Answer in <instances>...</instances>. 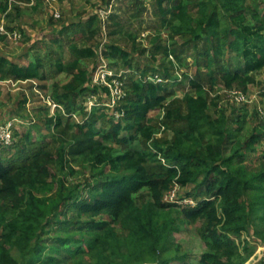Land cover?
<instances>
[{
	"label": "trees",
	"instance_id": "1",
	"mask_svg": "<svg viewBox=\"0 0 264 264\" xmlns=\"http://www.w3.org/2000/svg\"><path fill=\"white\" fill-rule=\"evenodd\" d=\"M164 1L159 4L161 26L169 29L171 43L166 46L154 41L155 53L172 55L179 65L188 56L195 60V75L186 74L191 90L182 100L165 105L167 94L160 88L168 87L166 83L131 79V91L120 107L125 120L99 132L95 126L106 116L105 107L95 106L89 113L83 109L81 122L70 115L81 94L98 91L92 85V72L82 64L96 56L94 47L72 43L73 58L56 62L57 70L71 78L64 84L54 83L51 93L69 118L64 120L61 113L49 118L52 132L48 142L32 141L25 134L13 158L6 157L7 148L0 145V229L4 231L0 264H22L12 255L14 247L28 258L26 264H144L150 260L193 264L187 254L161 257L171 233L178 230V218L160 215L180 206L164 199L176 183L182 189L193 184L199 188L196 195L189 190L185 193L197 202L195 206L176 210L192 222H203L200 236L207 250L198 264H247L234 236L247 231L251 222L264 223V165L251 175L233 162L245 161V150L264 138V130L245 141L236 138L232 155L226 157L223 146L236 133L226 111L217 117L210 113L206 83L211 88L223 84V88L237 87L244 92L257 82L252 72L264 68V14L253 13L255 24H251L247 12L252 0H171L167 6ZM7 8L6 3L2 9ZM101 20L98 12L87 27L94 32ZM230 51L244 59V65L233 67L227 58ZM111 53L128 56L118 45L111 46ZM141 72L145 75L147 71ZM45 77L41 58L21 65L0 55L3 80ZM165 77L171 78L170 71ZM160 107L166 109L162 121L148 117L149 111ZM239 124L241 128L242 122ZM162 126L173 130L171 139L155 137ZM124 129L128 136L121 135ZM136 133L148 146L145 151L127 145ZM109 141L121 145L120 149ZM86 162L94 164L96 179L89 184L87 195H80L79 187L68 184L65 177L75 172L73 163ZM138 197L149 198L139 203ZM98 215L108 219L98 221ZM52 219L57 230H86L87 235L83 239L74 234L57 235L49 247L42 242L41 232ZM256 232L264 243V229Z\"/></svg>",
	"mask_w": 264,
	"mask_h": 264
},
{
	"label": "rangeland",
	"instance_id": "2",
	"mask_svg": "<svg viewBox=\"0 0 264 264\" xmlns=\"http://www.w3.org/2000/svg\"><path fill=\"white\" fill-rule=\"evenodd\" d=\"M172 2L165 0L164 5H171ZM6 3L8 8L3 11L2 7ZM251 3L252 9L247 12V17L251 24H255L251 15L253 13L264 14V0H252ZM159 4L160 0H55L51 3L46 0H0V25L5 31L0 32V55H7L21 65L41 58L44 61L46 76L43 80L27 81L0 78V125L12 122L15 134L14 145L6 147V157H15V153L24 143L21 139L27 133L30 134L32 141L40 143L50 141L52 128L48 126V122L52 115L61 113L64 120L69 118L64 108L53 109L50 102L52 101L53 84H64L71 78L65 72L57 70L56 62L58 60L69 61L73 58L70 49L72 43L78 46L94 47L96 56L84 59L82 63L89 73L94 72L98 66H108L109 69L123 74L125 77L123 89L126 95L131 91V79L137 80L142 70L147 71L145 76L158 74L164 79H166L165 74L170 71L171 78H168L169 81L165 84L168 87L160 88L162 93L167 94L165 105L173 100H182L184 94L191 90L190 80L186 74L191 77L195 75L196 62L188 56L179 65L174 57L164 56L162 52L155 53V42L166 46H170L171 43L169 29L161 26ZM104 7H109L110 15L106 20H101L100 28L97 23L95 24L94 33L89 30L87 24L90 18L98 15L99 10ZM56 11L59 12V16L55 15ZM112 45L120 46L124 52L128 53V56L112 54ZM227 58L235 68L241 64L244 65V59L234 52L230 51ZM127 61H130V66ZM252 73L256 76L257 82L249 84L244 90L247 98L245 102L234 101L230 95L231 88H223V84H217L211 88L209 83H206L211 99L210 113L217 117L220 111H226L230 118L229 126L236 133V137L228 138L223 146L226 157L232 155L236 138L245 141L254 132L264 130V68ZM103 96L100 91H88L81 94L77 99L76 115L73 116V120L83 121V109L85 110L90 102H99L104 98ZM122 105L123 100L119 106ZM103 110L107 114L95 126L99 132L103 127L111 128L112 123L118 119H124V116L117 117L114 111L112 112L107 107ZM165 111V107L151 110L148 117L157 122L162 121ZM239 121L242 122L241 128H239ZM164 129V126L157 129L155 137L171 139L173 130ZM121 135L128 136V132L124 129ZM135 136L134 139L128 141L127 145L132 149L145 151L148 146L144 139L139 133ZM108 143L117 149L121 147L113 141ZM262 152H264V138L252 149L245 150L246 159L242 164L233 162V166L243 167L252 175L264 165ZM73 165L75 172L67 175L65 179L71 186L79 187L80 195H87L89 184L96 179L94 164L86 162L84 164L73 163ZM54 171L59 174L58 169ZM63 175L65 176L66 173L64 172ZM188 190L196 195L199 188L193 184L188 189H182L178 198H181L183 202L185 198H189L185 196ZM148 198L138 197V202L142 203ZM179 205L160 213L161 217L178 218L175 223L178 230L171 233L167 248L161 253V257L187 254L189 261L198 264L202 254L207 250L200 236L203 222L201 220L192 222L182 214H178L176 210L180 211L187 204ZM95 219L106 221L108 216L98 215ZM56 227V222L52 219L45 223L44 230L41 232L42 242L49 247L52 245V237L57 235L74 234V237L78 239H83L87 235L86 230L77 231L75 229L64 232L57 230ZM258 229H264V223L254 221L249 224L247 231L234 236L243 249V254L247 257V264H264V243L256 232ZM3 233L1 228L0 236ZM11 252L22 264L27 263L28 258L17 247H14ZM144 264H157V262L150 260Z\"/></svg>",
	"mask_w": 264,
	"mask_h": 264
},
{
	"label": "built area",
	"instance_id": "3",
	"mask_svg": "<svg viewBox=\"0 0 264 264\" xmlns=\"http://www.w3.org/2000/svg\"><path fill=\"white\" fill-rule=\"evenodd\" d=\"M47 2L51 3L52 1L55 0H46ZM56 16H59V12H55ZM99 15L101 16L102 20H106V18L109 17L110 11L109 7H104L99 10ZM0 32H5L4 27L0 25ZM170 57L173 58L172 55ZM121 73H117L111 69L108 68V66H98V68L92 72L91 75V80H92V85H95L98 87V91L102 92L104 95L102 100H99V102H90V105L85 108V110L89 113L93 109V107H107L114 111L115 115L117 117H123L124 116V111L121 110L119 104L121 101L125 98L126 93L125 90L123 89L124 84H125V77ZM138 80H142L145 83L148 82H154V83H166L169 81L168 78L164 79L158 74H149V75H138ZM230 95L234 101L237 102H245L246 101V95L245 92L239 89L232 88L230 90ZM53 101V100H52ZM51 101V102H52ZM50 102V105L54 108H62L63 107L60 104H57L56 102L53 101V103ZM113 113V114H114ZM72 116H75L76 114H70ZM119 120V119H118ZM15 143V134H14V125L12 122H8L5 124L0 125V145L4 147H10L14 145ZM161 159L164 161V159L161 157ZM182 190L181 185L175 184L169 191L165 193L164 199L167 202H172V203H186L187 205H192L195 206L197 202L193 198H188L183 202L181 198H178V194Z\"/></svg>",
	"mask_w": 264,
	"mask_h": 264
}]
</instances>
